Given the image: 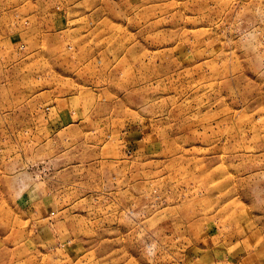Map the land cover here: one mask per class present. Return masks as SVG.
Instances as JSON below:
<instances>
[{
  "label": "rangeland",
  "instance_id": "obj_1",
  "mask_svg": "<svg viewBox=\"0 0 264 264\" xmlns=\"http://www.w3.org/2000/svg\"><path fill=\"white\" fill-rule=\"evenodd\" d=\"M243 240L264 260V0H0V264Z\"/></svg>",
  "mask_w": 264,
  "mask_h": 264
},
{
  "label": "crops",
  "instance_id": "obj_2",
  "mask_svg": "<svg viewBox=\"0 0 264 264\" xmlns=\"http://www.w3.org/2000/svg\"><path fill=\"white\" fill-rule=\"evenodd\" d=\"M36 214H37L36 216L39 217V214L38 213ZM243 242H245V244H243V245H246L245 247H242L243 245L241 246L233 245V246H229L228 248H226V251L228 252V254L224 256L225 261L222 263L224 264H264V260L260 261L259 251H256V252L249 251L250 248H248V246L253 244V241H250L247 243L245 240H243ZM245 248H246V251H245Z\"/></svg>",
  "mask_w": 264,
  "mask_h": 264
}]
</instances>
